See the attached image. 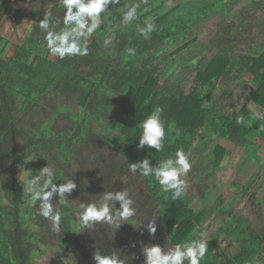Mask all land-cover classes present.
I'll return each mask as SVG.
<instances>
[{
  "label": "trees",
  "instance_id": "obj_1",
  "mask_svg": "<svg viewBox=\"0 0 264 264\" xmlns=\"http://www.w3.org/2000/svg\"><path fill=\"white\" fill-rule=\"evenodd\" d=\"M168 1L120 0L109 5L100 28L84 41L88 54L60 60L51 57L39 28L45 13L51 12L49 30L63 29L60 0L47 9L33 7L29 14L13 0H0L2 17L14 11L33 20L25 42L9 56L11 42L0 33V264H23L24 255L32 261L50 240L70 256L61 264H97L96 254L115 256L118 264H146L143 249L160 246L158 236L165 235L164 246L175 248L198 239L201 231L207 232L208 243L201 264H263L264 172L249 177L240 190L245 204L238 209L218 192L222 182L217 169L227 149L214 139L227 137L245 150V177L261 164L264 119L247 103L264 109V0L242 6L246 0ZM134 5L136 19L125 21L124 13ZM147 23L155 30L145 39L138 29ZM193 44L199 58L189 67ZM247 74L256 85L253 90ZM156 108L163 110L166 133L159 152L148 145L138 147L141 124ZM240 117L244 123L237 124ZM60 120L66 126L59 128ZM178 149L192 165L181 177L187 188L179 199L162 191L154 177L130 171L131 163L145 158L155 168L174 159ZM21 164L33 177L49 166L54 183L75 182L63 203L59 194L52 197L61 214L58 231L39 215V202L31 204L25 183L15 174ZM135 178L145 193L142 204L137 203ZM119 192L127 193L135 209L128 221L118 215ZM108 193L113 199L105 200ZM76 199L107 205L112 222L78 228L81 204ZM152 220L154 235L148 229ZM223 235L229 238L225 247L218 241Z\"/></svg>",
  "mask_w": 264,
  "mask_h": 264
},
{
  "label": "clouds",
  "instance_id": "obj_2",
  "mask_svg": "<svg viewBox=\"0 0 264 264\" xmlns=\"http://www.w3.org/2000/svg\"><path fill=\"white\" fill-rule=\"evenodd\" d=\"M64 8L63 29L61 31L49 30V17L51 12H46L44 19L39 22V28L45 33V40L50 54L58 57L60 60L66 57L85 56L88 54V47L84 41H87L92 34L100 28L103 22L102 13L106 17L109 14V5H117L120 0H60ZM136 5L129 8L124 13L125 21H132L137 17ZM90 18V20H89ZM60 23V22H58ZM155 30L153 23H147L145 27L138 29V32L145 38ZM109 40H105V44ZM130 54L134 49L128 50ZM161 108H156L152 115H149L141 124L142 135L139 137V148L148 145L149 148H155L157 152L161 151L165 139V126L161 120ZM237 124L244 123L243 117L236 121ZM191 163L188 156L182 149H178L175 158H168L159 163L157 167H152L148 158L138 163H131L130 171L136 173L141 170V175L145 177H154L161 186L162 191L171 192L173 200L179 199L185 193L187 183L182 176H186L191 170ZM55 173L52 168L45 166L40 170L38 176L26 179L25 189L30 194L31 204L39 202V215L51 221L54 231L59 230L61 214L55 210L52 203L54 194H59L61 202L65 200V193H71L76 187L75 182L57 184L54 183ZM43 180V183L41 181ZM126 192L115 194V199L122 202V210L118 215L125 221L135 214V209L131 207L132 200L126 198ZM113 199V194L108 193L105 200ZM81 211L76 219L78 228L89 225L90 222L107 221L112 222L113 217L110 214V208L107 205L98 207L97 204H81ZM150 234L154 235L157 228L154 220L148 223ZM199 238L191 242L176 244L173 251L164 254L161 246H145L143 251L146 256V264H201L208 252L207 232H199ZM94 259L97 264H118L115 256H101L96 254Z\"/></svg>",
  "mask_w": 264,
  "mask_h": 264
},
{
  "label": "rangeland",
  "instance_id": "obj_3",
  "mask_svg": "<svg viewBox=\"0 0 264 264\" xmlns=\"http://www.w3.org/2000/svg\"><path fill=\"white\" fill-rule=\"evenodd\" d=\"M56 0H13V5L17 8H20V10H23L25 14H29V12L32 10L33 7H38L40 9H47L49 6H51ZM178 0H169L167 2V5H170L172 3H175ZM249 0L244 1L240 6L244 5ZM166 4V3H165ZM14 11H10L7 13L5 17H2L0 15V33L4 37H6L11 43L7 49L6 56H9L14 53L16 47L19 44H22L25 42L26 36L28 35L32 23V19L26 15L24 19H22V13H16L14 14ZM204 38V36H202ZM174 48V47H172ZM191 52L188 56V63L187 66L191 67L196 64L198 58H199V49L195 47V45H191ZM172 50V49H171ZM53 59L56 58V56H51ZM245 80L248 82V88L253 90L255 89L256 85L252 81V76L250 74H247L245 76ZM247 105L252 109L253 113L260 118L264 119V109L255 106L252 102H248ZM67 122L65 121H59L57 122V126L59 128H62L66 126ZM215 144H219L224 146L227 149V153L225 154V157L220 164V166L217 169V176L218 179L222 182L220 188L218 189V192L225 194V196L233 202L235 206L238 207V209H241L244 204L245 200L241 198L240 196V190L242 187L248 182L249 177L253 174H257L260 172H264V141L259 139V142L261 144V150L259 151V156L262 159L261 164H258L253 171L250 173L248 177H245L241 171L244 167V165L249 161V159L246 156L245 150L237 145H235L233 142L229 140V138L224 136H218L214 139ZM110 155V151H106L105 153ZM89 161L88 156L84 160V163ZM106 163V160H105ZM15 174L19 180L23 181L25 183L26 179H30L33 177L32 172L28 168L26 164L18 165L15 171ZM115 183L118 185V189L121 190L123 187V184L119 177L115 180ZM138 188V192L140 196L137 198V203L142 204L145 199V193L142 191V187L140 186V183L138 181V178H135V184ZM82 200V198H81ZM81 200L76 199L77 204H82ZM217 200L214 199L213 202L215 203ZM193 207L195 209L198 208V203L195 202L193 204ZM217 226L213 227L211 229V232L215 231ZM165 235H160L157 238V241L159 242L162 251L164 254L169 253L170 251L174 250V247L172 245H165L164 242ZM220 245L222 247H225L228 242L229 238L226 235L221 236L218 239ZM55 243L54 240H50L47 245H41V247L45 250V252H41L40 254L32 255L33 260L29 261L30 259L27 256H23V264H61L62 261L65 263L67 258L70 257L69 254H65L64 251H62L60 248L55 247L53 245ZM164 243V244H163ZM86 248H89V245L85 243ZM66 259H63V258ZM264 264V261L262 262Z\"/></svg>",
  "mask_w": 264,
  "mask_h": 264
}]
</instances>
